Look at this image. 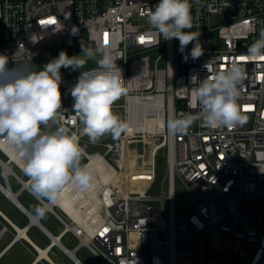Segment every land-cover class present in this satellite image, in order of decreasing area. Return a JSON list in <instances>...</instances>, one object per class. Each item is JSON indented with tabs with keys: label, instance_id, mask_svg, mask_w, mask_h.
I'll return each mask as SVG.
<instances>
[{
	"label": "built area",
	"instance_id": "built-area-1",
	"mask_svg": "<svg viewBox=\"0 0 264 264\" xmlns=\"http://www.w3.org/2000/svg\"><path fill=\"white\" fill-rule=\"evenodd\" d=\"M158 2L0 0V55L9 63L54 59V48L71 47L82 36L89 48L107 43L118 54L126 93L112 111L129 129L104 144L102 154L87 152L83 136L79 140L83 164L100 157L110 174L97 189L88 230L76 223L73 230L94 258L103 264H264V59L246 56L264 29V0H189L193 27L185 31L200 33L203 51L195 60V41L181 51L179 40H163L140 24ZM233 62L246 73L237 101L245 123L213 130L196 120L186 135L157 133L158 116L200 111L192 75L203 79ZM79 75L62 78V108L50 122L53 130L59 125L80 132L70 91ZM147 141L160 146L157 163L145 162L144 155L134 163L131 148ZM0 153L5 182L13 178L31 192L23 162L2 139ZM0 189L10 196L7 182ZM55 207V215L72 221Z\"/></svg>",
	"mask_w": 264,
	"mask_h": 264
},
{
	"label": "clouds",
	"instance_id": "clouds-1",
	"mask_svg": "<svg viewBox=\"0 0 264 264\" xmlns=\"http://www.w3.org/2000/svg\"><path fill=\"white\" fill-rule=\"evenodd\" d=\"M146 15L148 24L163 40H179L181 51L195 41L191 58L195 60L203 55L198 40L200 33L185 31L193 27L189 0H159ZM72 31L75 34L76 28ZM32 40L37 42L33 37ZM81 47L83 56L69 57L62 50L39 71L27 63L9 67L8 57L0 55V139L23 162L22 172L28 178L30 190L42 204L35 210L39 216L48 211L50 204L58 202L67 184L80 191L90 188L92 173L88 165L81 163V136L86 135L91 143H96L106 134L119 138L129 129L127 122L112 111L113 104L126 93L122 70L117 66L118 54L107 43L96 50ZM246 56L249 60L264 58V29L247 48ZM87 59L95 60L97 67L80 71L70 90L72 108L83 127L79 134L59 125L53 130L50 122L55 121L62 108L60 70L77 71L85 66ZM205 67L208 68V63ZM190 79L196 85L195 100L200 111L196 115L185 113L167 119L158 116L157 133L186 135L196 120L213 130L247 121L237 103L246 79L242 64L233 62L212 76L200 79L192 75Z\"/></svg>",
	"mask_w": 264,
	"mask_h": 264
},
{
	"label": "crops",
	"instance_id": "crops-1",
	"mask_svg": "<svg viewBox=\"0 0 264 264\" xmlns=\"http://www.w3.org/2000/svg\"><path fill=\"white\" fill-rule=\"evenodd\" d=\"M6 182L10 196L0 189V264H85L78 257L84 246L73 233L76 224L55 215L54 205L37 215L41 202L13 178ZM6 182L0 170V186Z\"/></svg>",
	"mask_w": 264,
	"mask_h": 264
},
{
	"label": "rangeland",
	"instance_id": "rangeland-1",
	"mask_svg": "<svg viewBox=\"0 0 264 264\" xmlns=\"http://www.w3.org/2000/svg\"><path fill=\"white\" fill-rule=\"evenodd\" d=\"M140 24L149 25L147 18L141 20ZM81 46H83L84 48H89V45H88V43L86 41V37L85 36H82L81 38L75 40L71 47L60 46V47L54 48L51 51V56L54 57V58L58 57L59 53L62 50L65 51L69 57L78 56V55L83 56L82 47ZM51 60H52V58H48V59H46L45 57H43V58H35V59L31 60L30 62H28V61H19L17 63H9V67L14 66V64L27 63V64L32 66L33 70L39 71L40 68L44 64L48 63ZM95 65H97L95 60L87 59V62L85 64V66L83 68L77 70V71H73L71 69L61 68V70H60L61 76L63 78L65 76H67V75H71V74L77 73L79 71H82L84 69L90 68V67L95 66ZM67 95H68L67 91H63V97L65 98V101H67V99H66ZM114 113L119 116L118 113H116V112H114ZM120 119H121V117H120ZM82 127H83V125L81 124L80 129ZM80 129H79V131H80ZM114 139L115 138H113L110 134H106V135L102 136L96 143H91L89 141V138L86 135L83 136L84 142H86L87 145H88L87 152H89V153H100V154H102L103 151H104L103 145L106 144V143H110V142L114 141ZM131 149H132L131 158L134 161V163L139 164L141 155H144L145 162H147V163H155V164L157 163V160L155 159V161H153V159H154V153L156 151L157 152L160 151L159 144H155L152 141H147L146 144H136ZM0 157L2 159H4V157H3V155L1 153H0ZM84 162H85V160L82 157L81 163L83 164ZM11 167L14 168L13 166H11ZM163 172H164V166H163V164H161L158 167V174L160 175ZM19 175L23 179H25V177L22 174L19 173ZM55 210H57V209H55ZM78 257L80 259H82L85 264H103V262L100 259L94 258L93 254L86 247L81 248L80 252L78 253Z\"/></svg>",
	"mask_w": 264,
	"mask_h": 264
},
{
	"label": "bare ground",
	"instance_id": "bare-ground-1",
	"mask_svg": "<svg viewBox=\"0 0 264 264\" xmlns=\"http://www.w3.org/2000/svg\"><path fill=\"white\" fill-rule=\"evenodd\" d=\"M86 165L92 173L90 188L87 191H80L69 183L60 193L58 202L50 204L49 207L59 206L74 223L88 230L90 222L95 218L97 189L100 185L108 182L110 174L105 171L100 157H91Z\"/></svg>",
	"mask_w": 264,
	"mask_h": 264
},
{
	"label": "snow or ice",
	"instance_id": "snow-or-ice-1",
	"mask_svg": "<svg viewBox=\"0 0 264 264\" xmlns=\"http://www.w3.org/2000/svg\"><path fill=\"white\" fill-rule=\"evenodd\" d=\"M48 23H54L53 21H48ZM260 59H264V58H260Z\"/></svg>",
	"mask_w": 264,
	"mask_h": 264
}]
</instances>
